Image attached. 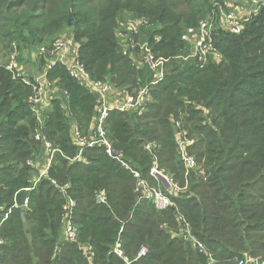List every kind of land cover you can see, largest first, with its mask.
Returning <instances> with one entry per match:
<instances>
[{
    "label": "trees",
    "instance_id": "trees-1",
    "mask_svg": "<svg viewBox=\"0 0 264 264\" xmlns=\"http://www.w3.org/2000/svg\"><path fill=\"white\" fill-rule=\"evenodd\" d=\"M130 7L158 13L161 19L174 11L164 8L163 0H0V33L23 38L25 29L43 36L71 27L81 41L78 54L93 78L134 90L151 85L154 76L148 66H136L120 50L118 17ZM181 33L175 22L156 32L161 39L155 40V51L169 61L164 79L150 86L152 100L145 112L113 108L107 118L114 145L152 182L154 158L144 149L145 142L162 144L160 166L184 183L172 119L193 124L198 138L188 150L206 173L195 177L189 195L174 197L179 210L160 211L140 198L134 172L102 146L86 147L83 159H73L80 150L72 139L73 124L90 134L98 100L64 65L49 71V78L58 79L69 97L58 94L53 99L42 128L29 103L30 82L0 69V205L12 209L0 231L5 239L0 264H90L79 243L93 247L94 264H128L113 251L117 242L131 264H209L204 254L174 235L180 215L213 252L214 264L237 262L243 251L264 255V8L241 34L214 31L223 54L220 61L200 65L197 59L181 57L189 53L183 50L187 44ZM200 105L210 110L213 124L200 122ZM38 131L63 154H56L49 176L28 191L29 203L15 207L16 195L31 186L33 169L27 161L35 159L40 146L44 149L35 138ZM52 180L68 185V196L77 200L72 220L79 226V243L61 239L66 198ZM100 192L107 196L106 203L96 201ZM143 246L149 251L139 257Z\"/></svg>",
    "mask_w": 264,
    "mask_h": 264
},
{
    "label": "built area",
    "instance_id": "built-area-1",
    "mask_svg": "<svg viewBox=\"0 0 264 264\" xmlns=\"http://www.w3.org/2000/svg\"><path fill=\"white\" fill-rule=\"evenodd\" d=\"M138 24L147 25L148 21L143 19L141 22L138 21ZM217 25L224 31L235 34H241L245 27L243 18L239 15L236 8L231 7L229 4L225 6L217 4L214 21L207 19L202 20L199 24L185 29L181 34V40L193 48L190 57L197 59L200 65L220 61L223 58L222 52L217 48L214 42V29ZM116 36L120 45V50L124 56H128L136 66L149 67L154 76L151 85L147 84L145 86H140L134 88V91H131L128 87L117 88L113 86L109 80H98L93 78L87 70L85 63L81 60L78 49L73 47L71 40L65 36H59L53 41L51 47L43 45L40 48L39 55L45 62L44 71L40 76L34 79V82L25 79L27 82H30L33 87L32 94L29 97V103L33 106V110L36 113L38 124L41 128L44 127L46 115L52 108H50V106H52L53 99L58 94H64L67 98L69 97V92L60 86L58 79L51 80L49 78V71L59 64L64 65L68 75L86 86L91 92H94L98 100V104L94 110L90 134H83L77 122L73 124L72 139L75 144L80 147L79 153L73 159H83V150L86 147L102 146L110 156L118 160L126 169L134 172L137 178V187L135 191L140 194V198L150 200L160 211L167 210L170 207L176 208L177 204L174 197L185 193V190L189 187V177L195 171L200 170L196 155L191 154L188 150V146H186V142L188 141L181 140L178 135V151L185 167V179L187 180L184 185H181L179 181H175L171 173L160 166L157 156L158 143L154 141L145 142L144 149L154 158L150 168V176L155 180V182H152L149 178L143 176L139 170L133 167L132 163L125 158L123 150L114 145L107 128V118L109 117L110 110L113 108L137 115H142L145 112L148 103L152 100L150 86L158 83L166 76L169 59L158 55L150 42L144 43L142 46L138 47L134 42V36H131L126 30L118 29ZM137 54L140 60L136 56ZM181 57L185 59L189 58V56L184 55ZM15 61H17V54L8 70L12 72L14 78L23 77L21 71H17L18 67ZM178 125L180 126L179 122ZM181 133L184 138L186 132L181 131ZM35 138L43 145L45 162L40 168L33 159L27 161L31 168H40V172H38L37 176L30 180L31 186L26 189L27 191L34 189L44 177L49 176L56 154H63L62 150L56 146L44 132L38 131ZM184 139H186V137ZM52 182L58 186L60 192L63 193L66 198V202L63 206L66 236L70 241L78 242L80 233L79 226L72 220L73 213L77 207V200L68 196V185L59 186L56 180H52ZM96 201L98 203H106L107 196L105 193L100 192L96 195ZM28 203L29 198L27 199V204ZM15 207H18L16 201ZM176 209L179 210L178 208ZM11 210L12 209H7L4 205H0V231L3 223L9 217ZM178 218L179 228L174 231V235L183 237L193 248L197 249L208 258L209 264H214L215 259L213 252H211L206 244L193 233L191 224L182 215ZM4 243L5 239L0 233V244ZM82 247H87L88 253L86 257L90 264H94L92 247L88 244L81 243L80 248ZM148 251L149 248L143 246L139 251V257L145 256ZM114 252L124 256L127 263L131 264L129 258L124 255V251L119 243L115 246ZM236 264L258 263L256 262V258L246 256L239 259Z\"/></svg>",
    "mask_w": 264,
    "mask_h": 264
},
{
    "label": "rangeland",
    "instance_id": "rangeland-1",
    "mask_svg": "<svg viewBox=\"0 0 264 264\" xmlns=\"http://www.w3.org/2000/svg\"><path fill=\"white\" fill-rule=\"evenodd\" d=\"M163 1H164V8L166 9L171 8L172 10H174L171 12L172 16L167 18L164 15L161 19L158 16V13H155L154 15H149L139 12L137 7L124 8L118 17L116 32L118 31V29L126 30V32H128L131 36L132 35L134 36V42L138 45V47L142 46L144 43L147 42H150L152 46H154L153 44L155 43V40L160 41L161 39V36L159 34H156V32L158 30H162L167 24H171V23L174 24L175 22L176 26L178 27V31L180 33L183 32L185 29L189 28L190 26L199 24L202 20L207 19L210 21H214L217 4H221L224 6L226 4H229L231 7L236 8L240 12V16L243 18L244 26L246 25L248 26V24H250L251 21L260 13L262 8H264V0H163ZM193 7L197 8L196 12L191 11ZM155 10L159 11L161 10V8L158 9L155 8ZM143 19H146L148 21L147 25L137 24L138 21L141 22ZM218 26L219 25H217L214 29L216 33L220 32L223 35L230 34L229 32L224 31L222 28ZM31 31L32 30L30 29H25L24 32L26 33V36H24L23 38H21L20 35H18L17 33H13L9 36L7 34L0 33V69L5 67L8 70L10 64L13 62V60H15L17 54V61H15V64L18 67L17 71H21L23 77L26 80L31 81L33 79H36L38 76H40V74L44 71L45 62L39 55L41 46L45 45L51 47L53 41L56 38H58L59 36H65L67 38H72L71 41L73 43L74 48L79 50L81 41L79 42L75 39L73 33L74 30L71 27L66 26L61 32L53 33V34L46 33L43 36H39V34L32 36ZM152 37L154 39L153 42H151L150 40ZM24 39L26 40V42L22 41ZM186 48L188 49L189 53L184 54V56H189V58H193L190 57V55H192L193 48L189 45H186L183 48L184 52L187 51ZM136 56L139 58L138 54ZM51 107L52 106H50V108ZM196 108L202 110V113L200 115L201 123L213 124L212 116L210 114L209 109L203 107L202 105L196 106ZM172 121H173L174 129L176 131L178 130L176 135H179L181 140L188 141L186 142V146L189 147L191 144L195 143V141L198 138L197 135L198 132L196 131L197 132L196 133L192 129L193 124H188V125L183 124L184 121L182 122L181 119L180 120L172 119ZM178 121L180 122V126L178 125ZM184 128L186 130H184ZM181 131L186 132L184 134V138L186 137V139L182 137ZM158 145H159L158 150L160 152L162 144L158 143ZM37 152L38 153L35 159H33V161H35L38 167L41 168L43 163L45 162V157L43 154L44 149H42V147L40 146ZM180 159L181 158H179V160ZM198 166H200L199 167L200 170L192 173V175L188 179L189 187L191 186L192 181L193 180L195 181V177L199 178L201 175L206 173L200 164ZM40 168H36V169L32 168L33 175L31 177V180L37 176V172L40 171ZM171 176L175 181H177L173 173H171ZM186 181L187 180L184 178V183H180V184L184 185ZM189 187L188 189L185 190V193L181 194L180 196L189 195L190 194ZM165 226L168 227L167 225ZM61 232H62L61 239H66L67 238L66 223L64 220V216L61 224ZM67 240L69 239L67 238ZM118 243L120 244V242H117L116 245ZM79 247H81V243H79ZM80 250L83 252L84 256L86 257V254L88 253L87 247H82L80 248ZM246 256H252L256 258V262L258 264H264L263 254H252L249 251H243L240 257L243 258ZM235 262L236 261L234 260L232 262H229L228 264H236Z\"/></svg>",
    "mask_w": 264,
    "mask_h": 264
},
{
    "label": "water",
    "instance_id": "water-1",
    "mask_svg": "<svg viewBox=\"0 0 264 264\" xmlns=\"http://www.w3.org/2000/svg\"><path fill=\"white\" fill-rule=\"evenodd\" d=\"M27 199H28V191L26 189L20 191L16 195V198H15L17 206L18 207H25L27 205ZM22 218H23V224H24L25 231L27 232L29 239H31V234H30L29 226H28L26 215H25L24 211L22 212Z\"/></svg>",
    "mask_w": 264,
    "mask_h": 264
},
{
    "label": "crops",
    "instance_id": "crops-1",
    "mask_svg": "<svg viewBox=\"0 0 264 264\" xmlns=\"http://www.w3.org/2000/svg\"><path fill=\"white\" fill-rule=\"evenodd\" d=\"M238 13H239V15H240V12L238 11ZM137 24H138V22H137ZM70 40L72 39V38H69ZM72 42V41H71ZM73 44V43H72ZM74 47V46H73ZM131 91H134V90H131Z\"/></svg>",
    "mask_w": 264,
    "mask_h": 264
}]
</instances>
